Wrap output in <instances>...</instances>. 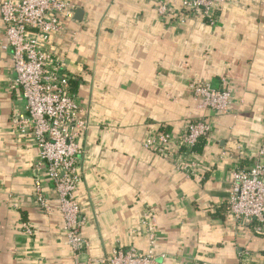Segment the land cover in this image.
I'll return each mask as SVG.
<instances>
[{
    "label": "crops",
    "instance_id": "obj_1",
    "mask_svg": "<svg viewBox=\"0 0 264 264\" xmlns=\"http://www.w3.org/2000/svg\"><path fill=\"white\" fill-rule=\"evenodd\" d=\"M3 0H0V5ZM75 18L43 45L64 61L90 111L76 190L84 257L150 249L160 264H264V230L227 209L233 169L249 166L264 142V0L216 3L215 24L178 16L181 0H73ZM170 12L160 15L158 6ZM12 47L0 11V264H73L53 183L13 116L27 113L14 84ZM231 92L227 112L200 106L190 82ZM209 119L196 152L198 176L144 147L167 129L172 145L189 122ZM51 203L34 196L36 176Z\"/></svg>",
    "mask_w": 264,
    "mask_h": 264
},
{
    "label": "built area",
    "instance_id": "obj_2",
    "mask_svg": "<svg viewBox=\"0 0 264 264\" xmlns=\"http://www.w3.org/2000/svg\"><path fill=\"white\" fill-rule=\"evenodd\" d=\"M226 0H181L179 18L186 14L199 16L213 25L216 3ZM77 4L73 0H3L0 11L5 24L7 44L12 47L16 78L22 89L27 113H17L12 123L21 134L33 136L39 150L37 171L53 183L58 208L64 218L65 234L73 264H160L155 254L156 231L150 233V249L117 248L97 259L84 257L89 247L83 235L85 218L81 215L76 190L83 178L82 139L91 128L90 111L72 91V78L65 63L43 43L50 42L65 24L75 18ZM160 15L171 12L170 4L158 6ZM190 89L203 108L229 111L232 99L227 88L193 80ZM212 131L208 119L189 122L180 133L176 145L168 132H151L144 147L171 159L178 171L188 177L198 176L195 144ZM249 166L238 164L233 169L231 189L226 201L229 214L241 222H254V229L264 230V142ZM34 196L39 206L49 212L51 203L44 193L41 176L35 178Z\"/></svg>",
    "mask_w": 264,
    "mask_h": 264
},
{
    "label": "trees",
    "instance_id": "obj_3",
    "mask_svg": "<svg viewBox=\"0 0 264 264\" xmlns=\"http://www.w3.org/2000/svg\"><path fill=\"white\" fill-rule=\"evenodd\" d=\"M72 86V91L76 92V83L73 84V82L71 83ZM207 119V118H206ZM209 120V119H208ZM160 132H168L170 133L167 129H160ZM205 144V137H201L198 142L195 144L194 149L196 152H201V148L202 146ZM248 166V165H247Z\"/></svg>",
    "mask_w": 264,
    "mask_h": 264
}]
</instances>
